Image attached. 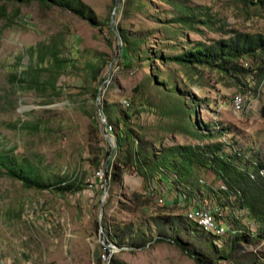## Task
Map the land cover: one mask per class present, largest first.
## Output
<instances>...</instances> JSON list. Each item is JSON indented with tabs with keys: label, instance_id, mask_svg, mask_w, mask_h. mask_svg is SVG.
I'll return each mask as SVG.
<instances>
[{
	"label": "rangeland",
	"instance_id": "rangeland-1",
	"mask_svg": "<svg viewBox=\"0 0 264 264\" xmlns=\"http://www.w3.org/2000/svg\"><path fill=\"white\" fill-rule=\"evenodd\" d=\"M82 1L102 26L38 1L10 3L9 12L20 10L14 24L0 18V148L13 149L48 180L69 176L84 181V187L88 183L78 192L62 194L0 175V264H201L169 239L174 237L213 264L254 259L264 264V223L240 209L236 196L221 192L226 184L214 171L196 168L179 185L203 187L210 203L202 197L201 204L221 208L225 218L220 221L238 229L223 234L221 245L215 246L216 235L186 219L192 205L176 198L167 206L179 186L176 175H170L173 193L163 196L148 194L146 181L128 171L124 183L108 184L102 204L105 178L98 179L101 187L96 189L100 167L90 161L100 148L111 150L98 123L99 106L116 119L131 106L124 100L134 106L136 126L155 140L158 152L173 144L201 142L191 133L210 124L216 129L211 139L223 142L226 154L234 153V145L245 159L254 155L264 160L263 81L251 75L239 83L208 67L189 68L161 58L235 31L264 32V10L242 0ZM178 4L201 10L202 19L211 15V22L181 24ZM121 32L135 55L130 62ZM51 41L68 60L54 85L40 92L19 87L11 75L29 62V48ZM239 94L245 99L243 110L233 102ZM184 110L191 111L189 118ZM222 126L227 131L220 135L217 128ZM212 187L219 189L217 194H209ZM243 232L247 240L237 241L230 257L234 237ZM113 235L126 237L124 245L113 241ZM160 235L165 240L157 239ZM140 242L145 245L139 247Z\"/></svg>",
	"mask_w": 264,
	"mask_h": 264
},
{
	"label": "trees",
	"instance_id": "trees-1",
	"mask_svg": "<svg viewBox=\"0 0 264 264\" xmlns=\"http://www.w3.org/2000/svg\"><path fill=\"white\" fill-rule=\"evenodd\" d=\"M32 1H38L49 7L58 6L70 9L80 17L89 20L95 26L103 25L82 0H0V18L6 19L9 25L14 24L15 19L20 14V10L16 9L13 13L9 12L10 3ZM119 1L123 4L122 0ZM242 1L246 5L254 4L258 8H262L259 10H264V0ZM178 8L180 9V15L177 20L181 24L191 26L196 22L204 24L211 22V15L202 19L201 10L197 11L193 7L180 4H178ZM120 35L122 47L126 51L125 57L130 62L135 55L131 52L130 45L126 43L127 37L124 32H121ZM28 54L29 62L23 65L22 70L13 73L11 76L19 87L37 92L43 91L48 86H53L59 71L65 69L68 63V60L62 57L58 44L53 41L50 43L40 42L35 46H31ZM161 58L166 62L173 61L189 68L208 67L222 75L234 77L239 83L251 75L264 82V32L235 31L229 37L216 39L212 43L198 41L187 50L172 55L165 54ZM47 60H49V65H46ZM96 70L100 71L99 68ZM45 71L49 73V77H43ZM97 77L98 73L95 72L94 78ZM130 105L116 119L111 115L108 108L100 106L107 121L115 125V136L119 151L116 159H113V155L110 156L111 150H105L104 148L92 153L93 157L90 161L93 167L97 169L106 166L104 182L105 184L107 183V186L112 181L118 184L124 183L125 174L132 170L146 181L145 190L148 194L155 195L160 193L163 196H167L169 193H173V185H170V175L173 176L174 174L178 177L179 185V182L188 181L196 168H206L214 171L216 176L225 182L226 186L224 185L220 188L222 193L228 196H236L240 209L246 210L247 215L252 217L258 224L264 223V160L254 155L245 159L241 153L242 151L234 145H232L234 153L226 154L224 143L212 140L216 129L209 127L210 124H203L199 127L200 129L191 133L202 140L201 142L173 144L167 149L158 152L155 147V140L147 138L136 126L135 118L137 112L131 103ZM185 108L188 107L185 106ZM190 113L191 111L188 113L184 110L185 117L189 118ZM97 118L98 123H100L99 115H97ZM198 124L201 125L199 122ZM203 128L205 129L203 130ZM226 131L227 127L217 128V132L220 135ZM207 138H210V140L205 141ZM243 162L247 164L246 167H243ZM0 175H8L19 179L27 187L38 189L54 188L53 190L62 194L75 193L88 186L87 183L86 187H84V181L73 179L69 176L58 177L54 181L48 180L33 163L21 158L13 149L8 148H0ZM99 186L101 187V183L96 178L95 188L97 189ZM176 189L175 198H167V206L171 205L176 198H180L184 203L192 205L191 210L207 206L201 204V201H203L202 197H206V190L203 187L188 188L179 185ZM101 190L103 191V188ZM210 190L209 194H217L219 191V189L214 187ZM204 202L209 204V198L208 201L205 198ZM185 216L194 226L207 230L199 224L198 220L189 218L188 212ZM131 230L133 229L131 228ZM207 231L217 236V240H214L213 245H221L219 240H221L223 235L215 234L211 230ZM234 231L236 232L238 229L230 227L227 232L232 233ZM250 234L255 235V233H249L248 235ZM258 235L261 236L262 232L259 231ZM111 238L122 246L126 237L119 240L117 235H113ZM157 239L165 240L164 236L161 235ZM169 239L194 256L199 263L213 264L195 250L188 249L181 238L174 237ZM244 239L247 240V233H237L233 239L234 245L231 246L232 249L230 247L231 252L227 253V255L232 257L236 242ZM137 244L139 247L145 245L141 242ZM106 250L110 252L108 248ZM259 262L258 259H254L248 264H259ZM111 264L118 263L113 260Z\"/></svg>",
	"mask_w": 264,
	"mask_h": 264
},
{
	"label": "built area",
	"instance_id": "built-area-1",
	"mask_svg": "<svg viewBox=\"0 0 264 264\" xmlns=\"http://www.w3.org/2000/svg\"><path fill=\"white\" fill-rule=\"evenodd\" d=\"M125 104L127 106H130L129 101L124 100ZM234 105L238 110H243L245 106V99L242 95H237L233 99ZM99 120H100V125L101 127L105 128L106 134L104 136L108 140L110 147H111V154L110 156L113 155V159H116L119 155L118 147H117V139L115 136V125L111 122L107 121L106 116L103 114V112L100 110L99 111ZM105 168L100 167L97 170V174L99 176H96L97 179H102L105 177ZM106 187V184H105ZM224 211L221 208H216V207H209V206H203L198 209L190 210L188 212L189 218H194L198 220L199 224L205 227L207 230H211L215 234L218 235H223L225 234L229 229L230 225H227L225 222L220 221V219H224L225 216L223 215ZM107 255L104 253L103 258L106 260Z\"/></svg>",
	"mask_w": 264,
	"mask_h": 264
},
{
	"label": "water",
	"instance_id": "water-1",
	"mask_svg": "<svg viewBox=\"0 0 264 264\" xmlns=\"http://www.w3.org/2000/svg\"><path fill=\"white\" fill-rule=\"evenodd\" d=\"M116 1H117V0H116ZM114 13H115V12H113L112 19H111V26H113V24H114ZM99 109H100V106H99ZM100 110H101V109H100ZM102 131H103V133L106 134V131H105L104 126H103V128H102ZM106 189H107V183H106L105 191H104L103 198H102V204L104 203V200H105V196H106V192H107Z\"/></svg>",
	"mask_w": 264,
	"mask_h": 264
}]
</instances>
